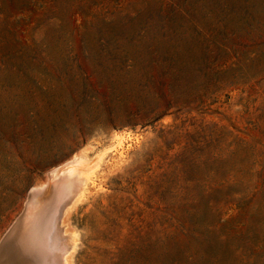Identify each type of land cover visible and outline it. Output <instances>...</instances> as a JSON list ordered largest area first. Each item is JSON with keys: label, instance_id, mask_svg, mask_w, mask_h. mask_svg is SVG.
Returning <instances> with one entry per match:
<instances>
[{"label": "rangeland", "instance_id": "rangeland-1", "mask_svg": "<svg viewBox=\"0 0 264 264\" xmlns=\"http://www.w3.org/2000/svg\"><path fill=\"white\" fill-rule=\"evenodd\" d=\"M78 153L71 264H264V0H0V237Z\"/></svg>", "mask_w": 264, "mask_h": 264}, {"label": "bare ground", "instance_id": "bare-ground-1", "mask_svg": "<svg viewBox=\"0 0 264 264\" xmlns=\"http://www.w3.org/2000/svg\"><path fill=\"white\" fill-rule=\"evenodd\" d=\"M93 162L88 159L87 155L78 153L51 169L48 183L35 185L30 191L32 195H36L46 187V193L50 191V188H53L51 196L48 199L45 198V201H41L40 195H38L39 199L30 201L11 225L13 227L17 224L25 213L23 216L25 220H23L27 224L29 250L34 254H40L41 264H71L68 253L73 245V237L76 232H73V228H68L65 212L70 201L84 189L87 177L93 171ZM90 170H92L91 173ZM42 197L44 198V196ZM9 264L17 263L10 261Z\"/></svg>", "mask_w": 264, "mask_h": 264}, {"label": "water", "instance_id": "water-1", "mask_svg": "<svg viewBox=\"0 0 264 264\" xmlns=\"http://www.w3.org/2000/svg\"><path fill=\"white\" fill-rule=\"evenodd\" d=\"M17 217H19V214L15 217V219H16ZM15 219H14V220H15ZM14 220H13V221H14ZM11 224H12V223H11ZM11 224H10V226H11ZM10 226L6 229V231L3 233V235L9 230ZM3 235L0 237V240L3 238Z\"/></svg>", "mask_w": 264, "mask_h": 264}]
</instances>
